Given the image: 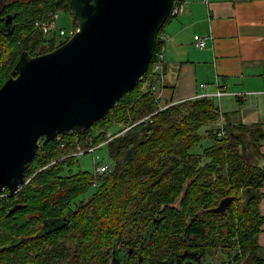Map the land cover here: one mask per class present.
<instances>
[{
  "label": "trees",
  "instance_id": "trees-1",
  "mask_svg": "<svg viewBox=\"0 0 264 264\" xmlns=\"http://www.w3.org/2000/svg\"><path fill=\"white\" fill-rule=\"evenodd\" d=\"M59 8L70 13L69 0H0V85L21 51L45 52L39 49L48 40L47 33L35 23ZM8 14L11 20L5 21ZM72 21L76 28L73 17ZM163 26L147 70L104 118L92 124L97 131L90 126L85 135L61 134L62 147L55 138L41 142L26 164L25 183L15 193L1 196V262H28L24 257L7 261L22 243H9L11 235L27 228L31 217L54 216L55 210L66 207L67 236L77 242L75 246L82 242L84 257L103 255V248L113 241L135 244L144 238L148 255L162 256L163 264L181 263L178 255L191 248L201 259L187 264H203L202 257L212 251L230 256L233 249L235 264H264L257 241L264 217L258 210L264 184V154L259 150L263 132L258 123L223 116L220 125L206 126L201 133V126L222 115L212 96L159 109L145 81L151 79V63L161 50ZM115 123L122 126L108 139L109 125ZM220 128L225 134H218ZM203 134L211 140L205 146L200 143ZM102 141L111 161L109 170H73L76 146L85 149ZM228 195L234 197L225 213L207 210Z\"/></svg>",
  "mask_w": 264,
  "mask_h": 264
},
{
  "label": "water",
  "instance_id": "water-1",
  "mask_svg": "<svg viewBox=\"0 0 264 264\" xmlns=\"http://www.w3.org/2000/svg\"><path fill=\"white\" fill-rule=\"evenodd\" d=\"M173 1L69 0L76 23L69 38L40 54L20 52L0 85V192L15 193L25 183L41 142L84 135L138 83ZM233 197L207 210L225 213ZM189 254L199 259L187 250L178 257Z\"/></svg>",
  "mask_w": 264,
  "mask_h": 264
},
{
  "label": "crops",
  "instance_id": "crops-1",
  "mask_svg": "<svg viewBox=\"0 0 264 264\" xmlns=\"http://www.w3.org/2000/svg\"><path fill=\"white\" fill-rule=\"evenodd\" d=\"M182 1L183 11L160 32L158 106L223 88L227 93L217 97L220 121L224 116L258 123L264 135V0ZM194 34L209 36L204 47L195 46ZM259 150L264 154V136ZM260 190L258 210L264 216V184ZM257 241L264 257V217Z\"/></svg>",
  "mask_w": 264,
  "mask_h": 264
},
{
  "label": "flooded vegetation",
  "instance_id": "flooded-vegetation-1",
  "mask_svg": "<svg viewBox=\"0 0 264 264\" xmlns=\"http://www.w3.org/2000/svg\"><path fill=\"white\" fill-rule=\"evenodd\" d=\"M10 194L9 191L6 193L0 192V198ZM55 212H58V214L45 216L40 220L37 216L31 217L26 225L27 228L22 227L19 231H16L17 234L11 235L9 243L10 241L13 244L22 243L16 251L18 253L8 256L7 261L20 260L21 257H24L28 258L29 261L23 264H163L162 256L148 255L145 246L147 241L144 238L135 241V244H123L119 241H113L103 248V255L98 256L96 254L91 258L84 257L82 242L75 246L77 242L75 243L67 236V208L63 207L55 210ZM3 228L4 225L0 224V240L4 237L1 233ZM188 251L196 252L197 255L200 254L195 248ZM195 258L196 255L189 254L186 258H179L181 263L177 262L175 264H187L192 261L196 263ZM199 258L201 259V257ZM0 264L8 263L0 261Z\"/></svg>",
  "mask_w": 264,
  "mask_h": 264
},
{
  "label": "rangeland",
  "instance_id": "rangeland-1",
  "mask_svg": "<svg viewBox=\"0 0 264 264\" xmlns=\"http://www.w3.org/2000/svg\"><path fill=\"white\" fill-rule=\"evenodd\" d=\"M57 13V17H56V28L48 33L47 35H45V38H47L48 40H43L41 45H40V49L41 51H45L49 50V47L51 49H53L54 47L58 46L59 44H61L63 41H66L69 36L74 32V30L76 29L73 25V21H72V17L69 13L68 10L63 9V8H59L56 10ZM54 35L55 37L53 38V40H51L52 42H50L49 38ZM52 46V47H51ZM215 103L218 105V101L219 99L217 98V96H212ZM167 106V105H166ZM165 107V106H164ZM209 124L207 125H203L201 126V128L199 129V131L201 133H204V129L207 127H209V125H220L221 121L220 118L210 121L208 122ZM122 126V124H112L109 125V129L108 132L112 135L113 133H115L116 131H118V129ZM91 129L96 132L97 129H95L94 125H91ZM245 137V134H244ZM210 139L208 137H206L205 134H203V138L201 139L200 143L205 146L207 144L210 143ZM82 148L79 146V144L76 146V149ZM197 149H200V147H198ZM254 153V152H253ZM253 153H250L251 158L252 159H256L255 155ZM110 159L108 157V151H107V147L106 145H102L99 148H96L94 150L89 149L88 151L84 150L82 153H78L76 155V158L74 160V165L72 166L73 170H87V171H94L95 170V164H102V163H110ZM259 165H263L262 161H259L258 163ZM243 194L246 195L247 192L246 190H243ZM234 253V249L230 251V256H227V254L225 253V251H220L218 250L217 252L212 251L209 252L208 254H206L203 258V264H235L232 260L231 255ZM241 264V263H239ZM245 264V263H244Z\"/></svg>",
  "mask_w": 264,
  "mask_h": 264
},
{
  "label": "built area",
  "instance_id": "built-area-1",
  "mask_svg": "<svg viewBox=\"0 0 264 264\" xmlns=\"http://www.w3.org/2000/svg\"><path fill=\"white\" fill-rule=\"evenodd\" d=\"M204 2H207L208 0H203ZM184 9V4L182 0H174L173 1V5L170 9V13L172 15H177L178 13L182 12ZM56 17H57V13L54 12L50 15V17L46 20H38L35 24L36 26H38L39 28H41L42 32L44 33H50L52 32L55 28H56ZM209 36H202L199 34H194L193 35V41L195 46L197 47H204L205 43H206V39ZM162 60H163V55L161 53V51L157 52L156 54V58L155 60L151 63V79L146 80L145 81V86L146 89L151 91L155 98H157L159 96V93L157 92L160 83L162 82ZM152 80V81H151ZM200 86H204V83H201ZM227 93V91H225V89L223 88H218L216 91H214L213 93H207V92H202L199 96H220L221 94ZM166 106V105H165ZM164 106H159V109H162ZM218 134H225V130L223 128L219 129ZM85 135V134H84ZM113 135H110L108 137L111 138ZM57 141H59V145L62 147L64 146V141L61 140V134H58L54 137ZM88 138L90 139V135H88ZM105 141L100 142L97 145H92L89 148H79L77 149L76 152L74 153H82L84 150L88 151L89 149L94 150L96 147L102 145ZM95 171L97 172H105L107 170H109L110 168V163H102V164H95Z\"/></svg>",
  "mask_w": 264,
  "mask_h": 264
}]
</instances>
